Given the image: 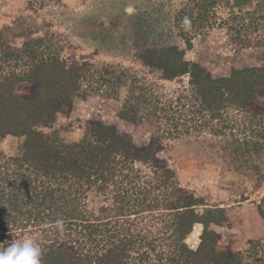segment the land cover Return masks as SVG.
<instances>
[{
	"label": "trees",
	"instance_id": "obj_1",
	"mask_svg": "<svg viewBox=\"0 0 264 264\" xmlns=\"http://www.w3.org/2000/svg\"><path fill=\"white\" fill-rule=\"evenodd\" d=\"M220 1L185 0L176 19L188 17L195 27L216 23L238 47L264 46V0H232L223 16L217 13ZM3 37L0 33V138H22L16 155L0 156L3 247L33 232L41 264L237 263L238 253L217 251L216 233L209 228L226 222L224 209L198 211L202 197L180 187L157 152L165 137L204 131L224 137L237 127L244 136L224 137L222 156L241 168L251 165L252 156L264 154V66L211 77L176 46L152 48L141 54L143 65L162 71L165 79L189 75L191 100L183 103L189 115L174 111L178 116L167 118L171 124L162 129L160 116L147 120L140 107L126 102L117 114L146 126L145 142L136 144L116 126L94 121L85 123L79 138L66 140L53 127L55 115L97 88L93 64H68L59 53L45 52L49 39H30L13 49L4 46ZM184 39L190 48V38ZM106 75L100 80L108 82ZM21 82L29 84L28 92H18ZM248 142L251 150L241 146ZM57 218L64 221L63 231L44 227ZM196 223L203 229L192 248L186 237Z\"/></svg>",
	"mask_w": 264,
	"mask_h": 264
},
{
	"label": "rangeland",
	"instance_id": "obj_2",
	"mask_svg": "<svg viewBox=\"0 0 264 264\" xmlns=\"http://www.w3.org/2000/svg\"><path fill=\"white\" fill-rule=\"evenodd\" d=\"M184 1L0 0V33L4 34L5 47L19 49L25 41L45 38L52 45L45 52L59 53L68 64L82 60L93 64V77L98 79L93 86L97 88L85 98L74 99L68 109L55 115L53 127L66 140L79 138L85 123L94 121L114 125L120 133L141 144L148 138L147 127L122 120L117 114L120 108L126 102L137 105L147 120L156 121L160 116L161 128L165 129L171 124L167 118L178 116L174 111L180 110L182 117L189 115L187 104L183 103L188 102L191 93L187 73L165 79L162 71L143 65L142 53L176 46L183 50L184 59L199 63L211 77L228 75L232 68L264 66V46L242 48L231 44L225 29L216 23L209 27L191 24L190 29L182 26L183 20L176 19V12ZM231 1L218 3V15L225 14ZM126 5L136 8L135 18L124 32L112 37L87 39L70 27V22L90 16L114 15ZM184 36L190 38V48ZM1 52L0 46V57ZM104 72L108 82L100 80ZM85 86L83 89H90ZM28 90L27 82L18 85V92ZM161 109L167 110L166 115ZM240 116H234L239 123ZM262 120L264 124V115ZM225 133V139L229 133L244 136L238 134L237 127ZM224 137L207 131L165 137L157 154L166 161L180 187L202 197L204 204L198 211L204 207L224 209L226 222L209 225L216 233L217 251L238 253L236 264H264V216L259 212L264 210V154L252 156L251 165L241 168L232 163L228 154L222 156L220 146ZM21 141L22 138L11 135L0 138V156L16 155ZM241 146L252 149L249 142ZM198 224L199 232L186 237L192 248L200 241L203 226ZM30 236L36 239L37 234L26 233L19 239H31ZM3 245L0 242V248Z\"/></svg>",
	"mask_w": 264,
	"mask_h": 264
},
{
	"label": "flooded vegetation",
	"instance_id": "obj_3",
	"mask_svg": "<svg viewBox=\"0 0 264 264\" xmlns=\"http://www.w3.org/2000/svg\"><path fill=\"white\" fill-rule=\"evenodd\" d=\"M137 10L135 7L130 5L129 10H122L114 15H103L96 17H87L81 20L74 21V26L72 29L77 31L79 34L86 36L87 39L94 37L97 38H107L112 37L115 34L125 31L126 26L132 22L135 18ZM108 23H105V22Z\"/></svg>",
	"mask_w": 264,
	"mask_h": 264
},
{
	"label": "clouds",
	"instance_id": "obj_4",
	"mask_svg": "<svg viewBox=\"0 0 264 264\" xmlns=\"http://www.w3.org/2000/svg\"><path fill=\"white\" fill-rule=\"evenodd\" d=\"M182 26L190 29L191 21L185 17ZM45 228L52 227L57 231H63L64 221L57 218L51 225L45 224ZM42 249L32 239H18L6 247L0 248V264H41Z\"/></svg>",
	"mask_w": 264,
	"mask_h": 264
},
{
	"label": "bare ground",
	"instance_id": "obj_5",
	"mask_svg": "<svg viewBox=\"0 0 264 264\" xmlns=\"http://www.w3.org/2000/svg\"><path fill=\"white\" fill-rule=\"evenodd\" d=\"M199 224L198 223H196V224H194V226H193V229H192V232L191 233H193V232H195V233H197V232H199V226H198Z\"/></svg>",
	"mask_w": 264,
	"mask_h": 264
},
{
	"label": "water",
	"instance_id": "obj_6",
	"mask_svg": "<svg viewBox=\"0 0 264 264\" xmlns=\"http://www.w3.org/2000/svg\"><path fill=\"white\" fill-rule=\"evenodd\" d=\"M129 8H130V5H126V6H125V9H126L127 11L129 10ZM105 23H108V22L106 21ZM73 26H74V21L70 22V27L73 28ZM24 239H25V238H24ZM28 239H29V238H28Z\"/></svg>",
	"mask_w": 264,
	"mask_h": 264
}]
</instances>
